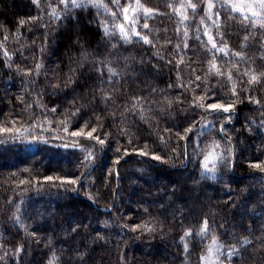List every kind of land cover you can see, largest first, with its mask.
Instances as JSON below:
<instances>
[{"label": "trees", "instance_id": "1", "mask_svg": "<svg viewBox=\"0 0 264 264\" xmlns=\"http://www.w3.org/2000/svg\"><path fill=\"white\" fill-rule=\"evenodd\" d=\"M99 2L0 0V264H264V8Z\"/></svg>", "mask_w": 264, "mask_h": 264}, {"label": "snow or ice", "instance_id": "2", "mask_svg": "<svg viewBox=\"0 0 264 264\" xmlns=\"http://www.w3.org/2000/svg\"><path fill=\"white\" fill-rule=\"evenodd\" d=\"M33 2L34 3H38V0H33ZM111 2L114 3L117 6V11L112 13L113 16L115 17V16H117L119 14V11H120L122 6L120 5V0H111ZM229 2H230V0H223V4L224 5H228ZM253 2L259 3L261 8H264V0H253ZM59 3L64 4L65 5V10H67V11H70L71 9H76V8H87L89 5H91L92 7L97 8V9H99L101 7H104L105 11L106 12L108 11L107 6L103 5L101 2H99V0H59ZM136 5H137V8L133 9L134 13L136 11H138L139 7H142L139 4V0H136ZM188 6L191 7L195 11V9H196V5L195 4L189 3ZM212 7H213V5L211 3H209L208 4V8H209L210 11H211ZM231 8H232L233 12L242 11V9L236 3H232L231 4ZM152 11H153L152 9L145 8L144 9L145 16L146 17L150 16L152 14ZM123 12L125 13V16H124L125 21H128L129 17H128L127 13L129 12V8L128 7H123ZM251 15L252 16H259V13L255 12V11H252ZM51 16L53 17V19H59L60 18L59 14L56 12L55 9H53V11L51 13ZM134 18L135 17H133V19ZM248 18H249L248 16H245V19H248ZM261 26H264V21L261 22ZM143 27L144 28H148L149 26H148V24H144ZM104 34H105V36H111V35H115V32L113 31V29L109 28L107 24H105L104 25ZM119 34H120V38L125 43H131L132 42L131 41V36L129 35V32L126 30L125 25L121 24L119 26ZM132 35L139 36L144 44H151L152 43V41L149 40L146 35L142 36L139 32H133ZM185 35H187V33H185ZM245 39H247V37H245ZM209 42L212 43V47L214 49L217 48V45L213 41V38L211 36H209ZM113 47H115V45H113ZM218 51L224 52L225 49L220 48V49H218ZM85 58H87V54H85ZM101 63H103V62H101ZM39 67H40V65H37V68H39ZM105 67L107 68V72L109 74V82L111 83L113 81V78L118 76L119 73L117 72V70L114 67L111 66L110 62L107 65H105ZM211 70H215L217 72V74H222V73H220V70L216 67V65L214 63L211 65L210 71ZM230 78H231V76H229V79ZM197 79H199V77H197ZM257 79H258L257 76L253 75V76H251V79H250L249 82L250 83L256 82ZM233 94H235V92ZM105 99H110V97L106 96ZM138 99L139 98H137V100ZM135 106L136 105L134 103L133 107H135ZM198 106H202V105H198ZM208 107L210 109L214 110V111L222 110L224 113H230L232 111L234 105L211 104ZM53 111H55V109H53ZM141 118H143V116ZM229 119H230V117H229ZM95 131H96L95 129H92V132H95ZM186 131L187 132H191L192 131V126H190ZM92 132L88 133V137L89 138H92ZM72 135L76 136V135H79V133L73 132ZM181 138H184V137H181ZM96 139L99 141V143H101V144L104 143V141L99 139V137H96ZM219 147H220L219 144L213 143L210 146L209 151H207L204 154L203 161L201 163V167L203 168V170L205 172H215L217 164L222 162L225 159V157L223 155H221V154H219V153H217L215 151ZM140 154L144 155L145 153L142 152ZM91 155L92 154L89 153V155L86 156L85 159L86 160L89 159L91 157ZM152 159L160 160L161 157L154 155V156H152ZM211 178H214V177H211ZM48 179L51 180L52 178L49 177ZM70 182L75 183V181H70ZM207 233H208V223L205 220L204 223H203V226L201 227V229L197 233V235H199L201 237H204V236L207 235ZM190 235H191V233L185 232L184 237H182V239H184L185 237H189ZM249 243H251V241H249L247 238H245L241 242V247H244V246H246ZM220 247L221 246L217 243L216 239L214 238L213 242H212V245H210L209 249H208L209 256H207V257L202 256L201 257V261L203 262L205 260H211V264H217V261L219 260ZM187 250H188V247H187V244H185V251L187 252ZM214 254L216 255V259L212 260V255H214ZM237 254H238L237 249L235 248V246H233L231 251L228 253V256L231 257V256H235ZM54 261H55V257H53V259L49 261V264H54Z\"/></svg>", "mask_w": 264, "mask_h": 264}, {"label": "water", "instance_id": "3", "mask_svg": "<svg viewBox=\"0 0 264 264\" xmlns=\"http://www.w3.org/2000/svg\"><path fill=\"white\" fill-rule=\"evenodd\" d=\"M103 210H105V211L110 210V207L109 208H103Z\"/></svg>", "mask_w": 264, "mask_h": 264}]
</instances>
